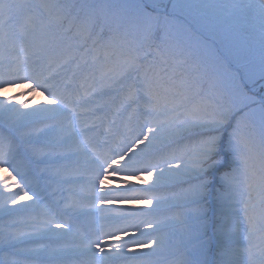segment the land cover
Instances as JSON below:
<instances>
[{
  "label": "snow or ice",
  "instance_id": "6c2138e0",
  "mask_svg": "<svg viewBox=\"0 0 264 264\" xmlns=\"http://www.w3.org/2000/svg\"><path fill=\"white\" fill-rule=\"evenodd\" d=\"M181 19L185 27L174 30ZM175 51L195 58L200 74L191 87L206 78L221 90L219 99L191 102L185 82L167 75ZM258 80L264 81L260 0H0V89L30 82V91L45 94V102L31 106L0 98V129L7 130L0 131V168L7 173L0 184V215L7 217L0 252L18 257L0 264H186L164 237L136 238L165 227L145 218L161 204L150 190L165 176L187 185L170 206L190 209L189 243L204 252L214 242L215 264H264V169L247 184L241 217L232 167L249 143L248 126L258 123L264 142V104L257 112L223 99L224 90L245 95ZM82 157L92 211L102 223L94 238L81 237L75 246L37 245L68 236L72 218L83 214L74 204L62 207L53 188L85 180L67 174ZM143 172L153 177L141 178L144 188L125 178ZM213 184L209 237L203 201ZM141 195L152 197L141 201L149 207L113 215L97 206ZM125 238L138 247L125 251Z\"/></svg>",
  "mask_w": 264,
  "mask_h": 264
},
{
  "label": "rangeland",
  "instance_id": "374dc122",
  "mask_svg": "<svg viewBox=\"0 0 264 264\" xmlns=\"http://www.w3.org/2000/svg\"><path fill=\"white\" fill-rule=\"evenodd\" d=\"M31 2L35 3V0H32ZM11 89H14V87L8 86L2 93L0 92V98H2L3 95H5L7 92H9ZM27 104L29 106L35 105L39 102H45V94L43 92H38L35 95H31L27 98ZM259 145V148L255 147L256 145ZM264 149V142H262L261 138L257 139L256 144L249 147V152H256L258 153L260 150ZM84 159L81 158V166L78 170L87 172V165L84 164ZM174 163V162H173ZM75 170V168H74ZM72 172V171H71ZM86 178L84 181H78L74 183H67L63 186H58L57 195L54 197V199H58L61 201V206H65L66 204H74L77 208L81 209L82 213L78 218H72V233H70L66 237H62L59 240H56L54 242H50L46 239L37 241V245H45L49 249L55 248L57 246H75L79 243V240L81 237H93L94 238V232L96 229L99 228V225L102 223L100 216V212H95L93 214L92 211V204L93 201L91 199V190L90 185L86 183ZM128 180H131L133 183L140 185L141 188H144L145 185L141 183V178L143 181H148L149 183L152 182L153 177H150L147 172L140 173L138 175H127L125 177ZM171 183L168 180V177L165 176L161 178V181L158 182L153 186V188L150 190L152 191L156 196L160 197L161 204L158 205L156 208L153 209V211L150 214L146 215V219L152 220L153 222L162 223L165 225L160 231L158 232H148L146 234V238L136 237L137 239H140L141 243H147L148 239L158 238V237H164L166 239V242H170V244L173 246V244L179 245L182 241L181 237L176 233V229L179 230L182 228V224L186 223V221H189L190 218L187 217L189 210L186 207L177 206L178 209L175 207H171V204H175L174 198H167L164 195H161L160 193V187L166 185V183ZM106 185H113L114 182L112 180L105 181ZM242 187L245 188V184H242ZM248 194H242L240 195L241 203L237 205V207L240 209V214L243 213V200L245 197H247ZM258 198V196H252V201L255 202V200ZM145 199H152L151 196H136L132 198L131 202L128 204H121V202L116 201L110 205H104L98 207L104 208V213L108 214L111 213L113 215L117 214L122 210V208L126 207H133V208H141V201ZM140 201V202H139ZM145 206V205H144ZM165 206V207H164ZM147 208V207H146ZM165 208V209H164ZM44 209V208H43ZM41 209V211L43 210ZM176 211V216H171L168 219H164V216H162L163 213L167 212V210ZM40 211V212H41ZM39 212V213H40ZM243 216V214L241 215ZM60 221H57L59 223ZM105 231L110 229H104ZM129 233H133L135 229H128ZM180 233V231H178ZM126 242L124 243L125 251L129 247H138L137 245H133L130 240H127L125 238ZM33 245V246H37ZM175 249H178L179 252L182 254L183 260L186 262V264H204L208 259L203 258L199 260V262L196 261L195 257L192 254L198 253L200 250L197 246H194L190 249V252L186 249H183L181 246H173ZM2 256V252H0V260ZM109 264H125V262L120 260H113L110 261ZM127 264H134V262H127ZM215 264V261L214 263Z\"/></svg>",
  "mask_w": 264,
  "mask_h": 264
},
{
  "label": "trees",
  "instance_id": "16d2710c",
  "mask_svg": "<svg viewBox=\"0 0 264 264\" xmlns=\"http://www.w3.org/2000/svg\"><path fill=\"white\" fill-rule=\"evenodd\" d=\"M32 0H28V2H31ZM44 0H35V4H40L43 3ZM260 2H264V0H260ZM185 27V24L183 20H177L176 23L173 26L174 30H179ZM21 28V24L18 23L16 25V30L19 31ZM75 31V30H74ZM119 41L116 42V45H119ZM17 53H13L15 55ZM91 59V57H89ZM167 67V75H173L174 74V79L176 81H184L186 84V87L188 89V95L191 99V102H199L204 96L206 95H211V96H216L218 99L220 98L221 90L219 89H213L210 87L208 80L205 78L201 81L200 84H198L196 87H191V83L193 80L196 79V77L200 74V70L197 69L196 61L194 57H190L187 55V53L181 52V51H175L174 54L169 55L168 57V64L166 65ZM194 69H196L194 71ZM224 71H230V69H227V66H225ZM163 74V73H162ZM19 88L14 89L7 93L6 95H11L16 97L15 102H20V101H26L27 96H29L31 93L35 91H30L29 86L30 82H17ZM257 96H261L264 99V81H257L253 85H249V88L245 89V95L241 96H230L229 92L227 90L223 91V99L225 103H231L232 100H235L237 104H242V103H252L255 101ZM257 106L261 108L262 104L257 103V104H251L250 107L257 110ZM103 130V129H102ZM0 131H3L5 135H7V130L6 129H0ZM238 165V166H236ZM232 167L237 169L236 172V182L237 185H239L242 182L241 176L246 175L245 177V182L251 183L254 182L256 178H258L261 174V170L264 169V162H262L261 166L256 164L253 160L250 162H246V165L241 162V164H233ZM240 168H242V171L240 172ZM7 173L3 171L2 168H0V184L3 183V177L6 176ZM187 185H181L179 183L173 184L171 186H166L165 188L162 189V191L167 195L177 193L181 190L182 187H186ZM239 190V193L241 194V190ZM6 191V190H3ZM259 192V189H257ZM3 197L0 196V200H2ZM204 206L206 210L208 211V204L207 202L203 201ZM9 207H14L10 204H8ZM41 205L40 207H42ZM39 208L36 209V212L38 213ZM18 216H26L27 213H17ZM207 216V215H206ZM192 217V216H191ZM7 217H2L0 215V223H2L4 220H6ZM193 223V219H192ZM189 225V224H187Z\"/></svg>",
  "mask_w": 264,
  "mask_h": 264
}]
</instances>
